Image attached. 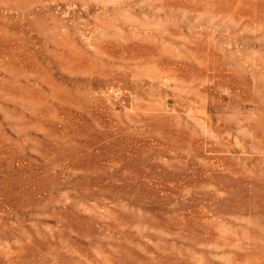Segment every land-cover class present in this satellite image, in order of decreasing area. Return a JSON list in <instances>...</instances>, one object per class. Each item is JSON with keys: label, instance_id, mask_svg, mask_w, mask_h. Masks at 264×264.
Masks as SVG:
<instances>
[{"label": "rangeland", "instance_id": "374dc122", "mask_svg": "<svg viewBox=\"0 0 264 264\" xmlns=\"http://www.w3.org/2000/svg\"><path fill=\"white\" fill-rule=\"evenodd\" d=\"M0 264H264V0H0Z\"/></svg>", "mask_w": 264, "mask_h": 264}]
</instances>
